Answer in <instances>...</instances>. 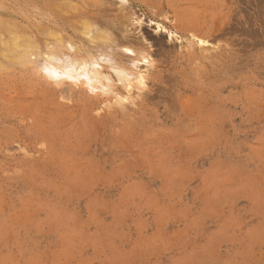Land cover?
I'll list each match as a JSON object with an SVG mask.
<instances>
[{"label": "rangeland", "instance_id": "rangeland-1", "mask_svg": "<svg viewBox=\"0 0 264 264\" xmlns=\"http://www.w3.org/2000/svg\"><path fill=\"white\" fill-rule=\"evenodd\" d=\"M122 1L0 0V264H264V0Z\"/></svg>", "mask_w": 264, "mask_h": 264}, {"label": "bare ground", "instance_id": "bare-ground-1", "mask_svg": "<svg viewBox=\"0 0 264 264\" xmlns=\"http://www.w3.org/2000/svg\"><path fill=\"white\" fill-rule=\"evenodd\" d=\"M187 1L188 0H123L122 1L123 2L122 5H123V11L124 12L121 14L120 18L123 19V20H127L129 18L128 15H129L130 10L132 8H137L138 11H141L142 16L144 18L149 19V22L153 26L156 27L157 32L159 33V35H161L162 33H168L169 34V38L168 39H171L174 36L173 33H172L173 31H171L172 29H175L177 32L178 31L182 32L183 34H187V33L191 32L190 33V37H192V38L199 37L198 35H200L201 33H203L204 36H208L210 27L205 25V21H202L200 19L197 20L198 17H196V19H195L196 21L195 22L192 21L191 19H189V20L185 19L186 10H185V8H183V6L187 3ZM134 13H133V16L135 17L136 14L134 15ZM168 13L172 14L171 15L172 16V20L171 21H170V17L168 15ZM139 20H142V19H139ZM135 21H136V23L138 22L137 20H135ZM133 23H134V21H133ZM141 23L143 24V21ZM139 24H140V22L138 23V25ZM206 24H210V23L207 22ZM134 25H135V23H134ZM98 32H100V31H98ZM127 32H128V30H127ZM128 34L130 36V33H128ZM73 36L76 37L75 35H73ZM88 43H91V42H88ZM92 43L95 44L94 41H92ZM198 43H201V41H199ZM93 47H94V49H97L98 45L95 44V46H93ZM60 48H61V46H60ZM91 48L92 47H88L84 51H79L78 53H76V56H83V54L85 55V54L89 53V50ZM102 52H104V51H102ZM106 52H107V50H106ZM114 52H115L114 56L118 57V55H119L118 50L114 51ZM108 53H110V52L108 51ZM124 54L127 55V56H133L134 52L131 51V50H128ZM73 64L74 63H72V65L69 66V69H65L64 74L69 76V77L79 78L80 79V83H82L83 85H88L90 87L93 86L94 83H96V81H99L100 79H103L104 73H107V67H105V66H100V65H97V64L93 65V64H90V63H87V62H83L82 64L77 65V66H74ZM124 68H125L124 70L127 69L126 66H124ZM122 71H123V69H122ZM127 76H129V75L127 74ZM110 78L112 80L115 79L114 75H112V74H110ZM116 79L119 80L120 77H119V79L118 78H116ZM141 79H142V77L140 76L139 80L141 81ZM127 81H128V79H127ZM115 89L116 90H121V87H119L117 85L115 87Z\"/></svg>", "mask_w": 264, "mask_h": 264}]
</instances>
